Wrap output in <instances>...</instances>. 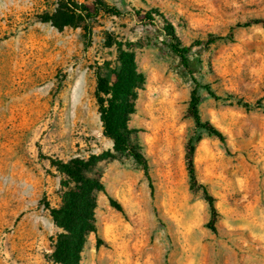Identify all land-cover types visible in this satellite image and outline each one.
Masks as SVG:
<instances>
[{
  "label": "rangeland",
  "instance_id": "1",
  "mask_svg": "<svg viewBox=\"0 0 264 264\" xmlns=\"http://www.w3.org/2000/svg\"><path fill=\"white\" fill-rule=\"evenodd\" d=\"M93 1L0 0V264H57L49 208L61 204L65 176L55 164L74 156H105L92 170L104 184L97 233L78 264H264V112L253 105L264 102V21L252 22L264 18V0H104L123 13L89 18L82 8ZM165 31L192 45V73ZM121 51L144 74L128 125L149 181L114 151L94 96L98 76L113 81ZM192 76L220 96L197 89L200 117L223 141L194 128ZM190 135L214 230L201 189L189 187Z\"/></svg>",
  "mask_w": 264,
  "mask_h": 264
},
{
  "label": "trees",
  "instance_id": "2",
  "mask_svg": "<svg viewBox=\"0 0 264 264\" xmlns=\"http://www.w3.org/2000/svg\"><path fill=\"white\" fill-rule=\"evenodd\" d=\"M85 16L92 18L100 12L120 15L122 10L118 7L105 2L104 0H94L90 5L82 8ZM146 16L150 19L151 16ZM264 21L254 19L252 22ZM236 24L237 26L247 25ZM168 38V49L174 53L180 61L182 67L192 73L195 69L193 60L189 57L192 45H184L177 35L172 31H165ZM213 37L205 41L206 44L212 43ZM230 39V38H229ZM202 41L196 42V44ZM196 44H193L196 45ZM113 81L105 77H97L95 87V99L102 125L103 134L112 140L113 149L119 154H128L134 162L141 166L143 175L149 181L148 164L144 154L140 151V146L136 145L132 138L135 131L128 125L130 116L135 112V99L138 90L143 87L144 74L138 68L132 53L121 51L118 57V66L112 70ZM193 88L187 104V113L193 119L195 129H201L209 135L216 136L219 140H224L222 132L208 120H202L199 113V95L197 89L204 87L214 98L217 96L207 84H201L192 76ZM235 99L237 103L245 106L250 105L234 95L227 94L224 99ZM264 112V102L257 100L253 103ZM196 137L190 135L186 143L185 163L189 180L190 189L200 188L204 199L207 202L210 220L209 227L214 230L213 222L217 215L213 204L214 197L207 190L205 185L197 182L192 161L194 142ZM105 156H74L67 161L57 160L56 167L65 176L62 182L64 188L61 204L58 207L49 208L50 216L54 224L60 228L55 238L51 240L52 252L50 259L57 264H78L86 237L90 232L97 233L95 225L94 209L96 207V192L104 189L101 177L92 174L95 164ZM150 185V183H149ZM109 204L118 210L122 209L121 204L111 196L108 197ZM101 242L96 235V244Z\"/></svg>",
  "mask_w": 264,
  "mask_h": 264
}]
</instances>
